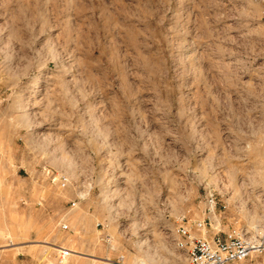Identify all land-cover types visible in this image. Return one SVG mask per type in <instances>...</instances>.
<instances>
[{
  "label": "rangeland",
  "instance_id": "rangeland-1",
  "mask_svg": "<svg viewBox=\"0 0 264 264\" xmlns=\"http://www.w3.org/2000/svg\"><path fill=\"white\" fill-rule=\"evenodd\" d=\"M261 173L264 0H0V264H188Z\"/></svg>",
  "mask_w": 264,
  "mask_h": 264
},
{
  "label": "built area",
  "instance_id": "built-area-1",
  "mask_svg": "<svg viewBox=\"0 0 264 264\" xmlns=\"http://www.w3.org/2000/svg\"><path fill=\"white\" fill-rule=\"evenodd\" d=\"M192 227L182 222L175 228L178 240L187 249L188 264H235L253 254H264V234L260 239H252L240 228H233L224 234L197 236L193 234ZM58 255L64 260L71 255V250L60 247ZM123 260L124 256H121L116 263L124 264Z\"/></svg>",
  "mask_w": 264,
  "mask_h": 264
},
{
  "label": "bare ground",
  "instance_id": "bare-ground-1",
  "mask_svg": "<svg viewBox=\"0 0 264 264\" xmlns=\"http://www.w3.org/2000/svg\"><path fill=\"white\" fill-rule=\"evenodd\" d=\"M235 174H236L235 171L231 172V179H233V180L235 179ZM260 175H261L262 180H264V175L262 173ZM210 207H211V209L214 208V203L213 202L210 203ZM249 216L251 218L250 225L253 226L254 228H256V231L258 232V234L263 236L264 227L256 226V223L261 220V215L259 213L258 208L256 207L252 212H250ZM259 238H260V236H259ZM145 253H146L145 254V258H136L137 260H136L135 264H155L157 262L155 257L150 253V251H145Z\"/></svg>",
  "mask_w": 264,
  "mask_h": 264
}]
</instances>
